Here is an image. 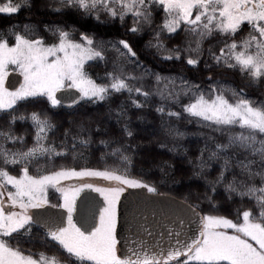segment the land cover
<instances>
[{
  "label": "trees",
  "instance_id": "1",
  "mask_svg": "<svg viewBox=\"0 0 264 264\" xmlns=\"http://www.w3.org/2000/svg\"><path fill=\"white\" fill-rule=\"evenodd\" d=\"M6 2L8 0H0V6ZM16 4H21L18 12L0 13V32L6 33L14 27L17 33L23 34L24 28H33L45 42L58 36L49 35L44 25L57 24L78 43L82 42L81 34H86L93 39V46L103 51V59L85 62L87 76L97 84H108V74L117 73L128 77L130 87L140 88L141 92L111 91L103 101L85 98L71 109H64L59 104L52 106L43 96L17 100L13 108L0 110V128L6 131H1L3 138L6 134L10 136L5 145L12 150H23L34 143V127L24 118L33 112L50 122L45 136L48 145L44 142L49 151L22 164H3L0 158V168L16 176L25 166L33 176L60 168L115 172L155 187V192L183 199L203 215L224 216L234 222L239 212L255 208L252 198L230 193L227 185L235 180L244 184L254 183L258 187L260 177L249 180L234 165L225 169L213 165L210 172L195 174L198 159L209 148L228 142L230 136L240 132L247 134V130L239 126H217L192 116L184 107L196 94L191 96L170 91L173 95H161L160 91H165V87L161 86V80L155 78L171 76L180 79L194 88L199 86V94L204 95L206 92L212 94L213 88L224 89L230 101L237 97L225 88H234L236 92H242V98L264 104V78L252 79L238 67H228L223 59L218 63L213 58V54L221 55L220 49L225 44L233 40L239 43L247 38L252 31L249 25H242L234 35L214 33L201 41L196 52L191 49L196 48L197 38L184 30L183 25L175 33L162 29L165 13L157 3L149 5L151 23L141 22L137 32L130 31L137 26L131 13L120 19L103 10L87 13L75 6L57 4L55 0H27V4L23 0H12V5ZM107 39L116 43L127 41L136 56L118 58L113 50L102 45ZM157 40L163 47L156 46ZM169 56L172 58L168 59ZM190 58L197 63L189 64ZM142 93L149 95L145 97ZM137 103L141 106L137 107ZM160 108L164 111H158ZM128 132L132 135L129 136ZM256 135L257 140L264 139V134ZM221 172L224 178L217 182ZM53 193L58 199L57 192ZM11 243L24 250L26 255L35 257L43 252L59 257L63 264H72V259L67 258L60 246L34 224L27 235L14 234Z\"/></svg>",
  "mask_w": 264,
  "mask_h": 264
},
{
  "label": "snow or ice",
  "instance_id": "2",
  "mask_svg": "<svg viewBox=\"0 0 264 264\" xmlns=\"http://www.w3.org/2000/svg\"><path fill=\"white\" fill-rule=\"evenodd\" d=\"M62 2L83 9L87 13L103 10L110 16L120 19L131 13L137 25L130 29L132 32L139 31L138 25L141 22L151 23L149 5L157 3L165 13L162 29L175 33L183 25L184 30L197 38L196 48L191 49L196 52L199 51L203 39L214 33L234 35L242 25L247 24L252 30L248 37L239 43L233 40L232 43L225 44L224 48L220 49L221 55L213 54V58L218 63L223 59L228 67H238L239 71L252 79L264 78V0H62ZM23 3L27 4V0H23ZM20 7L21 4L13 6L12 0H8L7 4L0 6V13H16ZM55 32L59 42L47 47L43 46L39 39L27 40L21 35L16 36V43L12 46H9L6 40L0 39V109H11L17 100L37 96L46 97L52 106H56L60 101L57 100L55 93L65 86V82H68V87L79 89L82 97L90 100L103 101L111 91L141 92L140 88L130 87L128 77L117 73L108 74L110 83L97 84L84 72V64L88 60L103 59V51L97 50L93 46V39L86 34L82 33V42L77 43L71 40L69 32L62 29H56ZM118 43L126 50V53H121L122 55L136 56L127 41L121 40ZM156 46L163 47L159 40ZM187 62L196 64L197 60L190 58ZM9 64L19 67L24 75V84L15 92H9L3 87L5 71ZM162 79L157 76V81ZM195 88L199 92V86ZM188 91H191V88ZM211 91L212 95L207 97L203 93L195 96L194 102L186 105L184 110L217 126H239L247 130V134L240 132L230 136L227 144H218L216 147L218 152L239 147L253 157L237 163L249 180L260 177V186L234 180L227 185V190L241 197L252 198L255 201V208L239 212L235 222L224 216H205L198 237L190 238V241L181 240L180 234L176 233L175 243L168 248L162 249L147 242L133 241L130 252L125 257H120L117 255V240L114 235L115 202L123 189L119 187L107 191L96 189L105 194L108 203L100 214L99 226L84 230L72 221L75 195L81 189L76 188L72 193L58 189L63 193V207L68 211L67 226L56 227L54 230L50 228L47 235L60 246L68 259H72V264L77 262L189 264L191 261L198 264H264V139L257 140L256 135L264 134V104L242 98V92H233L237 98L230 101L226 98L224 89L213 88ZM142 94L145 97L149 95ZM168 95L171 96L173 93ZM136 106L141 105L137 103ZM158 111L163 112L164 109L160 108ZM169 115L178 116L179 113ZM32 118L38 122L39 133H44L48 127L47 121L40 120L35 113ZM128 135L131 136L132 133L128 132ZM47 151L49 149L43 148L38 141L37 146L18 154L19 158L17 154H13V158L8 159L7 152L2 150L0 154L3 155V164H18L35 156L37 152ZM218 152L212 153L210 159L216 158ZM255 157H258V160ZM124 159L127 160V157ZM228 167L229 160L226 159L224 168ZM85 176L104 177L130 187H145L150 192L156 191L155 187L109 171L61 169L37 178L29 175L27 166L21 169L19 177L10 175L8 171L0 168V264H61L59 257L48 256L43 252L35 257L33 254L26 255L24 250L13 246L11 240L14 234L30 233L35 221L28 214V210L47 203L46 190L49 186L56 187L61 180ZM223 178L224 174L221 172L217 182ZM7 185L15 189L7 192V199L12 206L19 207L21 210L19 212L5 210L3 198ZM240 188L243 190H239ZM228 229L233 231L230 233ZM181 257L185 259L181 261Z\"/></svg>",
  "mask_w": 264,
  "mask_h": 264
},
{
  "label": "water",
  "instance_id": "3",
  "mask_svg": "<svg viewBox=\"0 0 264 264\" xmlns=\"http://www.w3.org/2000/svg\"><path fill=\"white\" fill-rule=\"evenodd\" d=\"M20 81L19 73L9 71L3 86L15 90ZM55 95L59 104L66 109L76 106L80 100V92L68 85L59 89ZM3 200L5 210L10 211L11 205L5 198ZM103 205L104 201L97 191L90 188L81 190L75 197L72 212L77 227L82 230L95 228ZM28 214L33 217L34 225L46 232L50 228L54 230L56 227H64L66 223V210L60 206L46 203L39 208L29 209ZM202 220L203 215L199 209L172 194L149 192L145 187L125 186L116 202L114 235L117 255L125 257L133 241L147 242L162 249L175 243L176 233L180 234L179 239L190 241V238L199 236Z\"/></svg>",
  "mask_w": 264,
  "mask_h": 264
},
{
  "label": "rangeland",
  "instance_id": "4",
  "mask_svg": "<svg viewBox=\"0 0 264 264\" xmlns=\"http://www.w3.org/2000/svg\"><path fill=\"white\" fill-rule=\"evenodd\" d=\"M55 2H57V4H62V5L65 4V3L62 2V0H55ZM5 4H7V2L4 3V5ZM44 29L51 36L57 35L56 32H55L56 29L64 30L62 27H60L57 24H52V25L46 24V25H44ZM17 35H21L27 40H37V39H39V40H41L43 42V40L40 38V36L37 34L35 29H33V28H24L23 34H19V33L16 32V29L14 27H10L6 33L0 32V39L6 40L8 42V44H9V46H12V45H14L16 43V36ZM58 42H59L58 38L53 39V40L48 39L45 42H43V46H46V47L47 46H51V45L56 44ZM74 42H76V41H74ZM102 45H105L108 48H110L111 50H113L116 53V56L118 58L121 57V56H124V57L128 56L126 54L122 55L121 53L122 52L126 53V50L123 49L122 45H120L119 43H116L115 41H112L111 39H107V42L102 43ZM114 45H115V47H114ZM117 49H119V51ZM9 71L18 72L21 75V81H20V84L17 86V88L15 90H13V91L7 90L9 92H15V91L19 90L21 88V86L24 84V75H23L22 70L19 67H17L16 65L9 64L7 66L6 71H5V76H6V74ZM155 78L157 79V76ZM161 78H163L161 80V86L165 87V89H164L165 91H160L161 93H165V94L168 95V93L170 91L171 92L174 91V92L189 93L191 96H194L195 94H196L195 96L199 95V92L196 91V89L194 88V86L192 84H189V83L185 84L182 80L177 79V78H173L171 76H166V77H161ZM4 80H5V78H4ZM66 84H68V82H65V85ZM189 88H191V91H188ZM225 90L228 91L229 93H232V94H233V92H236L234 90V88H225ZM209 95H212V94L210 92H206L205 93L206 97L209 96ZM81 99H85V98L82 97V94H81ZM86 99H88V98H86ZM192 102H194V99L191 101V103ZM0 110H3V109H0ZM119 114H118V116H119ZM26 115L24 116V118L28 119L30 121V123L32 124V126L34 127V130H35L34 139H35V141L29 148H26V149H23V150H12L11 148H9V147H7L5 145L6 140L9 139L10 136H8L6 134L5 138H3L4 135H0V150H2L4 152H7V154H8L7 158L8 159H12L13 158V154H17V158H19L18 154L27 152L29 149H32L33 147L37 146L38 141H39V144L43 146V148L49 149L46 146L48 144H47L46 138H45L46 132H48V130L50 128V122L48 121V119L45 118L42 115H38L37 114V116L39 117L40 120H46L47 124H48V127L45 130V133H39L38 122L32 118L33 112H30V113H28ZM1 131L3 133L6 132V131H3L0 128V133H2ZM44 142H45L46 145L44 144ZM228 142H226L224 144H227ZM214 152H218L216 145L211 147V148H209L206 151L204 156H202V155L200 156V158L197 161V163H198L197 164L198 165V171L195 174L199 175L200 173H202L204 171H206V172L209 171L210 172L211 171L210 169H211V167L213 165H217L220 169H225L224 168V162H225L226 159L229 160V166L234 165L241 172V169L238 166L237 162L240 161V160H244L245 158H253V157H251V155H250V153L248 151L243 150V149H241L239 147L229 148L226 151H219L216 158L210 159L212 153H214ZM43 153H45V152H37V154L35 156L42 155ZM35 156L30 157V158H34ZM0 158L3 160V155L2 154H1ZM255 158L258 160V157H255ZM24 162L25 161H22L21 163H18V164H22ZM61 169H75V168H60V169H57L56 171H59ZM86 169H88V168H86ZM89 169L90 170L101 171V170H97V169H91V168H89ZM75 170L76 171H80L82 169H75ZM51 173L52 172H49V173L37 175V176H34V177L38 178L39 176L49 175ZM10 175H12V174H10ZM19 175H17V177H19ZM13 176H16V175H13ZM31 176H33V175H31ZM87 184H90L92 186L91 187H85V185H87ZM126 185L127 184H121L118 181L105 179L104 177H88V176H85V177H71L70 179H67V180H61L60 183L56 187L49 186L47 188V190H46V199H47V203L48 204H51V205H54V206L63 207V204H64L63 193L60 190H58V189H64L65 191H68L69 193L74 192V190L76 188H80L81 190L84 189V188H90V189L95 190V191H96L97 188H100V189H104L105 191H107L109 189L117 188V187L123 189V187L126 186ZM4 191H5V196L4 197L7 199V192L15 191V189L11 185H7L6 188L4 189ZM53 192H57L58 199L54 198L55 194ZM98 194L103 198L104 205H103V207L100 210L96 227L99 226L100 214L103 211V209L107 206V203H108V201L105 199V194L104 193L98 192ZM77 195H78V193L75 195V197ZM9 204H10V202H9ZM64 209L67 211L66 208H64ZM115 210H116V202H115ZM10 211L19 212L21 210L19 209L18 206H12L11 205V210ZM205 216L206 215H204V217ZM67 220H68V211H67V214H66V225H65V227L67 226ZM72 221H73V218H72ZM73 223H74V221H73ZM227 231H229L231 233L233 230L228 229ZM48 256H54V255H48ZM61 264H63L62 261H61Z\"/></svg>",
  "mask_w": 264,
  "mask_h": 264
}]
</instances>
